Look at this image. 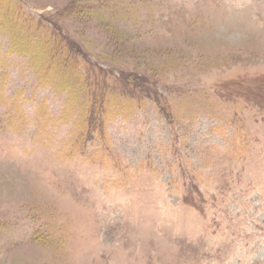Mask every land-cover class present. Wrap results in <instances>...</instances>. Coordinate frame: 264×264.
Returning a JSON list of instances; mask_svg holds the SVG:
<instances>
[{
    "label": "rangeland",
    "instance_id": "obj_1",
    "mask_svg": "<svg viewBox=\"0 0 264 264\" xmlns=\"http://www.w3.org/2000/svg\"><path fill=\"white\" fill-rule=\"evenodd\" d=\"M0 11V264H264V0Z\"/></svg>",
    "mask_w": 264,
    "mask_h": 264
},
{
    "label": "trees",
    "instance_id": "obj_2",
    "mask_svg": "<svg viewBox=\"0 0 264 264\" xmlns=\"http://www.w3.org/2000/svg\"><path fill=\"white\" fill-rule=\"evenodd\" d=\"M10 19V18H8ZM7 16L4 12L0 11V20H1V26L8 28V33L10 35V39L12 40L13 48L15 47L16 52L20 54H30L31 56V62L33 63V67L37 70V74H39L40 77H42V82L44 84H49L52 87H54L56 90L61 91L65 88H70L73 90L72 86L65 78H60V82L54 81L49 74H47L48 68L51 66H57L60 62L59 60L64 58V56L60 55V50H63V52L66 51H72L74 50L73 41L68 37H63L61 35V41L59 44L55 45L52 41H44L43 45L42 43L37 42L35 44V50L33 53L30 52V48L26 49L28 45H30L26 41L27 33L25 31L23 32V29L17 30L16 27L13 25L14 20L8 21ZM8 23V24H7ZM0 26V27H1ZM59 45L61 47H59ZM62 57V58H61ZM72 75V74H71ZM57 76V75H54ZM121 77V76H119ZM124 78V81L133 82L137 77L133 75H126ZM87 114L89 121L87 120L86 124L83 122V129L86 131L87 135L92 132V125H93V116H91V110L87 109ZM101 114L98 113V115ZM103 116V115H102ZM100 117V116H99ZM82 123V122H81Z\"/></svg>",
    "mask_w": 264,
    "mask_h": 264
}]
</instances>
